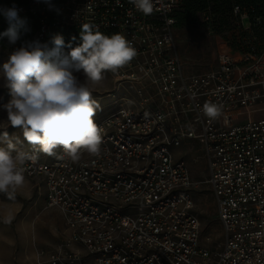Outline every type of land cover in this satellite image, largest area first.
<instances>
[{
	"label": "built area",
	"instance_id": "built-area-1",
	"mask_svg": "<svg viewBox=\"0 0 264 264\" xmlns=\"http://www.w3.org/2000/svg\"><path fill=\"white\" fill-rule=\"evenodd\" d=\"M24 2L19 14L38 20L36 39L88 23L123 34L137 51L113 73L124 103L97 122L99 156L85 151L74 163L60 149L20 166L66 227L63 243L40 248L36 264H264V0H232L224 34L212 7L202 11V27L220 41L217 67L202 74H188L178 50L183 0H159L147 16L130 0ZM206 102L220 106L217 118L205 115ZM200 158L222 229L216 250L202 243L196 212Z\"/></svg>",
	"mask_w": 264,
	"mask_h": 264
},
{
	"label": "clouds",
	"instance_id": "clouds-1",
	"mask_svg": "<svg viewBox=\"0 0 264 264\" xmlns=\"http://www.w3.org/2000/svg\"><path fill=\"white\" fill-rule=\"evenodd\" d=\"M42 2L50 9L54 7L51 0ZM130 3L147 16L153 14L159 0ZM19 11L15 5L0 8L8 24L0 32V41L7 39L13 46L0 65V79L10 96L7 103L0 105L6 111L7 126L20 129L27 144L48 156H55L57 149H63L74 163L85 151L99 156L102 134L94 118L101 106L93 98V88L104 80L106 72L116 73L129 64L137 55L135 47L123 34L105 35L98 26L88 23L81 26L80 43L75 47L71 42L66 44L59 34L52 38L51 48L39 39L21 41L22 33L29 29ZM18 41L19 46H15ZM65 48L69 50L65 52ZM78 72L83 73V81L75 75ZM203 111L215 119L221 108L206 102ZM17 143L18 137L7 131L0 133V145H6L0 146V193L9 199L24 184L20 166L33 159L24 151L13 155Z\"/></svg>",
	"mask_w": 264,
	"mask_h": 264
},
{
	"label": "rangeland",
	"instance_id": "rangeland-1",
	"mask_svg": "<svg viewBox=\"0 0 264 264\" xmlns=\"http://www.w3.org/2000/svg\"><path fill=\"white\" fill-rule=\"evenodd\" d=\"M176 41L188 74H202L217 67L220 41L209 35L202 25L194 24L176 29ZM11 50V47L0 46V65L7 60ZM68 50L65 48V52ZM75 75L79 80H84L82 72ZM115 78L113 73L106 72L104 80L93 88V98L101 106L94 118L96 123L120 109L119 105L124 103L123 92L115 91ZM9 99V91L0 79V105L7 103ZM6 119V111L0 107V133L7 131L19 138L13 155L16 151H24L33 158L48 161L58 156L60 149L56 150L55 156H48L32 148L24 141L20 129L7 126ZM190 144L196 147L186 151L189 155L199 157L200 146L197 143ZM184 150L185 147L180 149L182 152ZM192 173L194 180L199 183L198 188L194 189V200L196 212L203 225L202 243L211 250H216L222 242V229L214 196L203 183L209 173L202 158L192 163ZM40 184L35 179H24L23 186L16 190L13 199H9L5 193H0V264H36L40 248L53 250L66 239V227L60 214L56 210L45 208V192L39 189Z\"/></svg>",
	"mask_w": 264,
	"mask_h": 264
},
{
	"label": "trees",
	"instance_id": "trees-1",
	"mask_svg": "<svg viewBox=\"0 0 264 264\" xmlns=\"http://www.w3.org/2000/svg\"><path fill=\"white\" fill-rule=\"evenodd\" d=\"M246 3L251 6H257L259 3H262L263 0H236ZM232 0H183L180 9L175 14L176 19V29L183 28L186 26L200 24V14L207 7L211 6L215 15L219 18L215 26V32L217 34H224L225 31L230 28V13L232 7ZM15 5L17 8L25 5L24 0H0V8H10ZM21 18L27 19L28 31L23 32L21 36V41L23 40H35L36 34L39 28L38 20L31 15H20ZM8 24L3 15H0V32H3L7 29ZM62 35L65 43H72V46L75 47L80 43V28L71 27L65 30H56L52 29L49 31L44 40H40L41 43H47L49 48L53 47L51 40L55 35ZM75 36L76 40L73 41L72 37ZM20 41L17 45L19 46ZM0 46L2 47H12L7 43V39L0 41Z\"/></svg>",
	"mask_w": 264,
	"mask_h": 264
}]
</instances>
